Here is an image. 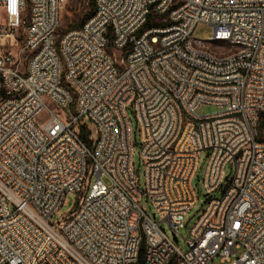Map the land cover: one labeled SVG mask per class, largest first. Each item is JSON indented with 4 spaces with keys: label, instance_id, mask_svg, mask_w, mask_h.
I'll return each instance as SVG.
<instances>
[{
    "label": "built area",
    "instance_id": "1",
    "mask_svg": "<svg viewBox=\"0 0 264 264\" xmlns=\"http://www.w3.org/2000/svg\"><path fill=\"white\" fill-rule=\"evenodd\" d=\"M10 1L0 0L11 49L0 51V264H136L141 249L143 264H264V0H93L84 26L58 41L70 0H14V23ZM27 7L23 67L12 45ZM199 23L225 44L194 39ZM201 105L216 110L201 116ZM81 122L95 138L79 137ZM203 151L206 199L182 238Z\"/></svg>",
    "mask_w": 264,
    "mask_h": 264
},
{
    "label": "rangeland",
    "instance_id": "2",
    "mask_svg": "<svg viewBox=\"0 0 264 264\" xmlns=\"http://www.w3.org/2000/svg\"><path fill=\"white\" fill-rule=\"evenodd\" d=\"M94 8V4L91 5L90 0H70L65 7L63 8L61 12V19H60V25L58 27L57 33H56V39L57 41L59 38L68 30L73 29L77 27L79 24L83 23L84 20L90 15L92 9ZM11 16V19L13 20V23L16 20L17 12L10 11L9 9V17ZM28 19V7L24 9L23 11L18 13V27L16 28V31L14 32L15 37V43L12 45V50H17V53L20 55L21 58V64L24 67L26 63V53L20 52V48L22 46V40H23V28L25 24L27 23ZM192 37L197 40L206 41L210 37H212V29L210 26L205 24H197L195 28L192 31ZM11 50L8 44L0 45V51H7ZM216 108L213 106L208 105H201L196 109V113L198 115H207L215 112ZM129 118L131 120V126H132V139L135 141L134 149L135 153L133 156V164L135 171L138 174L139 177V189L143 190V164L139 161L138 157V143H139V135L137 132V129L135 127V120L133 115L128 112ZM86 124L90 133L91 137L95 138V130L93 127H91L90 123L88 122H81V125ZM207 152L203 151L199 154V169L197 170L194 178V185L196 189V195H197V204L191 208L188 216L185 219V229L181 230V237L185 238L187 235V230L192 226L194 223L196 216L201 210V207L203 205L204 200L206 199V195L202 189V178L204 174V161L206 159ZM67 200V206H63L60 210V214H66L67 209L72 207V205L75 203V198L73 195H69L66 197ZM147 214H151V211H147ZM56 217L54 218V220ZM169 235V234H168ZM179 249L183 250V242L180 241L178 244ZM211 264H230V263H221L218 258H215Z\"/></svg>",
    "mask_w": 264,
    "mask_h": 264
},
{
    "label": "bare ground",
    "instance_id": "3",
    "mask_svg": "<svg viewBox=\"0 0 264 264\" xmlns=\"http://www.w3.org/2000/svg\"><path fill=\"white\" fill-rule=\"evenodd\" d=\"M9 9L10 11L17 12L14 0L10 1ZM80 26H84V22ZM102 38H109V30H102ZM207 44H225V37L220 35H212V37L207 40ZM60 58H62V47H53V59ZM32 74L33 65H26V68L24 69V77H31Z\"/></svg>",
    "mask_w": 264,
    "mask_h": 264
},
{
    "label": "trees",
    "instance_id": "4",
    "mask_svg": "<svg viewBox=\"0 0 264 264\" xmlns=\"http://www.w3.org/2000/svg\"><path fill=\"white\" fill-rule=\"evenodd\" d=\"M90 2H91V5H93V0H90ZM92 11H93V9H92ZM92 11H91L90 15L92 14ZM81 24H79L78 26H80ZM90 135H91V133H90V131H88L87 128H85L84 126H80V128H79V137L81 139H83L84 141L88 142V139H89ZM136 264H143V250L142 249L140 250V253H139V256H138V260H137Z\"/></svg>",
    "mask_w": 264,
    "mask_h": 264
}]
</instances>
